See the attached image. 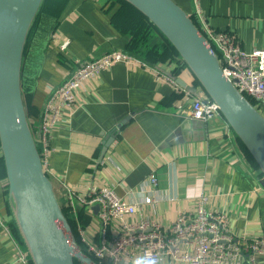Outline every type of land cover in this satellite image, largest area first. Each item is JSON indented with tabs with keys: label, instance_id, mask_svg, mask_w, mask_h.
<instances>
[{
	"label": "crops",
	"instance_id": "obj_1",
	"mask_svg": "<svg viewBox=\"0 0 264 264\" xmlns=\"http://www.w3.org/2000/svg\"><path fill=\"white\" fill-rule=\"evenodd\" d=\"M177 1L192 10V0ZM194 2L202 27L205 23L227 33L247 51L264 49V0ZM119 8L120 2L109 0L64 1L42 47H31L33 53L41 52L31 88L37 115L47 92L62 82L78 60L108 48L136 45L135 36L124 30L125 19L115 16ZM160 35L161 41L152 37L150 45L161 50L159 58H145L169 64L176 53L161 54L168 46ZM64 42L68 43L66 50L62 49ZM185 78L190 81L187 74ZM194 99L146 64L118 62L85 80L76 107L64 110L51 132L48 170L58 185L69 188L77 198L101 186L114 187L126 202L141 205L126 220L145 218L169 228L181 214H194L197 200L207 196L208 207L224 212L238 235L264 236V190L236 152L223 119L202 122L189 116ZM109 137L113 142L99 163ZM152 174L156 184L150 181ZM7 197V174L0 153V264H25L17 257L15 235L2 218L10 219ZM147 197L154 201L146 203ZM86 215L88 236L99 244L101 221L90 210L86 209ZM120 231L119 222H111L108 241L112 243ZM260 263L264 264V256ZM161 264L185 263L166 256Z\"/></svg>",
	"mask_w": 264,
	"mask_h": 264
},
{
	"label": "water",
	"instance_id": "obj_2",
	"mask_svg": "<svg viewBox=\"0 0 264 264\" xmlns=\"http://www.w3.org/2000/svg\"><path fill=\"white\" fill-rule=\"evenodd\" d=\"M125 1L157 28L151 37L161 34L174 48L176 55L169 58L172 69L167 68L169 64L149 61L127 46L108 48L78 60L62 82L47 92L38 115L31 117L23 90V64L29 36L45 0H0V153L7 174L10 219L2 218L15 228L32 264H100L76 237L72 218L66 211L68 188L58 185L46 169L40 139L43 116L52 95L86 63L109 52L136 57L195 98L215 102L228 124L236 152L264 190V100H254L244 94L235 80L223 72L220 56L195 15L194 0L191 11L177 0ZM132 41L133 37L129 43ZM65 44L63 50L67 48L66 42L62 46ZM181 68L184 74L178 73ZM113 139L106 140L99 163ZM74 200L79 209L90 210L96 216L101 211L100 203L86 205L77 197ZM105 255L111 258L109 251Z\"/></svg>",
	"mask_w": 264,
	"mask_h": 264
},
{
	"label": "built area",
	"instance_id": "obj_3",
	"mask_svg": "<svg viewBox=\"0 0 264 264\" xmlns=\"http://www.w3.org/2000/svg\"><path fill=\"white\" fill-rule=\"evenodd\" d=\"M203 25L205 34L220 56L223 72L235 80L244 94L254 100H264V49L247 51L227 33L217 31L208 24ZM65 47L66 44L62 46ZM118 62L145 65L131 55L118 51L109 52L86 63L50 98L43 116L40 139L47 170L51 132L63 118L64 110L76 107L85 80L97 77L103 70ZM155 72L159 77L168 78L176 84L168 76L157 70ZM176 86L179 87L177 84ZM189 116L204 122L217 118L225 121L215 102L199 98L193 100ZM150 181L156 184L157 177L152 174ZM68 191L69 206L66 211L76 223L80 243L98 260L107 257L106 251L111 254L112 264H119L121 261L130 264L137 256L152 259L155 264H161L166 256L185 264H261L260 257L264 256V236L248 238L238 235L231 228L224 212L208 207L207 196H201L197 200L194 214H181L172 226L165 228L161 223L145 218L126 220V216L136 214L141 205L126 202L112 186L95 188L89 196L78 198L86 205L101 204L98 217L102 224V239L101 243L97 244L89 238L87 227L79 218V207L74 200L76 196L69 188ZM153 201L152 197L146 198V203ZM113 221L119 222L121 231L110 243L107 230ZM15 247L17 257L25 264H32L25 248L16 237Z\"/></svg>",
	"mask_w": 264,
	"mask_h": 264
},
{
	"label": "trees",
	"instance_id": "obj_4",
	"mask_svg": "<svg viewBox=\"0 0 264 264\" xmlns=\"http://www.w3.org/2000/svg\"><path fill=\"white\" fill-rule=\"evenodd\" d=\"M65 0H45V3L42 7V10L37 18V21L31 31V34L28 39V44L26 47L25 52V58H24V64H23V90L25 94V100L27 103L28 113L29 115H36L37 109L31 104V98L33 96L31 92L32 85L35 82V78L37 76V65L38 61L41 59V52L36 51L33 53V49L31 48L32 45H34L37 48L42 47V43L45 41V38L49 34V31L51 30L53 23L57 20L59 13L64 5ZM121 3V8L116 12L115 16H122L123 19H125V24L123 25L124 30L126 31H133L138 32L141 31L144 27L147 25H151L154 29L157 30V28L149 22V20L134 6H132L130 3H128L125 0H117ZM121 26V25H119ZM121 26V28L123 29ZM155 30V31H156ZM158 31V30H157ZM165 42L168 46L167 50L163 55L164 57L170 56L173 53H175V50L172 46H170L169 42L165 39ZM150 47V46H148ZM130 50H133L134 52H137L142 55L143 50L140 48H137L135 46H130ZM150 48H153L150 47ZM40 52V53H39ZM172 52V53H171ZM40 56V59L39 57ZM143 56V55H142ZM145 57V56H144ZM29 97V99H28ZM79 218L81 219L83 225L86 227L87 222V215H86V209H79ZM71 224L73 226V229L75 231L76 237L80 242L79 236L76 231V223L74 220L71 219ZM15 237L17 239L18 236L16 234L15 228L10 225ZM98 260V259H97ZM100 264H112L111 259L108 257H105L103 259L98 260ZM76 264H81L77 262Z\"/></svg>",
	"mask_w": 264,
	"mask_h": 264
},
{
	"label": "rangeland",
	"instance_id": "obj_5",
	"mask_svg": "<svg viewBox=\"0 0 264 264\" xmlns=\"http://www.w3.org/2000/svg\"><path fill=\"white\" fill-rule=\"evenodd\" d=\"M156 29H154L150 24L149 25H147L146 27H144L141 31H138V32H133V31H130V33H132L135 37H134V40H135V42L137 41V46H139V47H142L141 46V43L143 44L144 42H142L141 40H147V42L145 43V44H147L148 43V45L146 46V47H148V46H150V45H152L151 43V36H152V33L155 31ZM156 32V31H155ZM160 36H162V35H160ZM163 37V36H162ZM157 39H158V37H156ZM138 40H140L141 41V43H138ZM151 42V43H150ZM145 46V45H144ZM143 48V47H142ZM147 56V55H146ZM28 99H29V97H28ZM37 115V114H36ZM36 115H34V116H36ZM30 116H33V115H30Z\"/></svg>",
	"mask_w": 264,
	"mask_h": 264
},
{
	"label": "flooded vegetation",
	"instance_id": "obj_6",
	"mask_svg": "<svg viewBox=\"0 0 264 264\" xmlns=\"http://www.w3.org/2000/svg\"><path fill=\"white\" fill-rule=\"evenodd\" d=\"M109 1H112V2H119V1H117V0H109ZM142 42H144L143 43V46L145 45V43L147 42V40H141ZM141 41L140 40H138V43H141ZM136 43V45H134L135 47H137V48H139V46H137V41L135 42ZM152 44V43H151ZM158 47V46H157ZM142 47H140V49H141ZM165 49V48H164ZM141 50H143V52H142V55L143 56H145V57H150V56H152L153 55V57L152 58H159V56H160V54H159V51H161L159 48H156V47H154L153 46V48H150V47H147V50H146V52H144L145 50L142 48ZM165 51L166 50H164V51H162V53L161 54H164L165 53ZM147 55V56H146Z\"/></svg>",
	"mask_w": 264,
	"mask_h": 264
},
{
	"label": "clouds",
	"instance_id": "obj_7",
	"mask_svg": "<svg viewBox=\"0 0 264 264\" xmlns=\"http://www.w3.org/2000/svg\"><path fill=\"white\" fill-rule=\"evenodd\" d=\"M135 264H155V261L148 258H140L135 262Z\"/></svg>",
	"mask_w": 264,
	"mask_h": 264
}]
</instances>
